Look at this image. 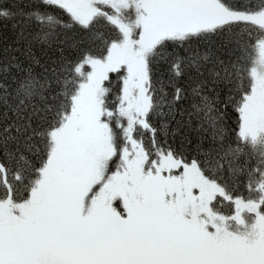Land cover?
<instances>
[{"label":"snow or ice","instance_id":"6c2138e0","mask_svg":"<svg viewBox=\"0 0 264 264\" xmlns=\"http://www.w3.org/2000/svg\"><path fill=\"white\" fill-rule=\"evenodd\" d=\"M0 25V264H264V0Z\"/></svg>","mask_w":264,"mask_h":264},{"label":"trees","instance_id":"16d2710c","mask_svg":"<svg viewBox=\"0 0 264 264\" xmlns=\"http://www.w3.org/2000/svg\"><path fill=\"white\" fill-rule=\"evenodd\" d=\"M5 36L11 37L10 25L7 27L0 25V39H3Z\"/></svg>","mask_w":264,"mask_h":264}]
</instances>
